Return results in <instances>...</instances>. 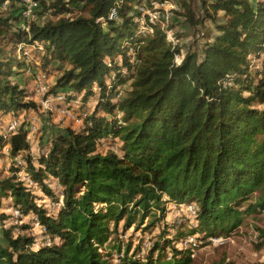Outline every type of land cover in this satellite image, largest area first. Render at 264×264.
I'll use <instances>...</instances> for the list:
<instances>
[{
    "label": "trees",
    "instance_id": "trees-1",
    "mask_svg": "<svg viewBox=\"0 0 264 264\" xmlns=\"http://www.w3.org/2000/svg\"><path fill=\"white\" fill-rule=\"evenodd\" d=\"M36 1L56 20L23 28L24 0H0V148L7 116L36 109L10 80L21 66L17 53L35 44L43 47V69L69 66L50 94L62 92L61 106L83 129L59 134L36 158L25 125L10 134V156L25 161L24 174L55 203L59 185L63 199L51 209L18 177L0 180V219L11 221L0 264H112L102 248L119 224L128 229L157 213L164 221L167 205H194L193 236L204 239L231 234L255 191L245 213L264 211V72L252 66L264 45V1L199 0V17L196 0ZM169 1L191 27L211 22L217 32L203 34L206 41L180 63L182 47L167 40L163 21L139 11L145 4L162 12L154 7ZM75 5L84 14L66 18ZM112 9L117 17L108 20ZM127 82L125 97L112 98ZM105 144L112 149L103 151ZM13 209L26 218L21 231L32 230L28 222L38 217L42 238L15 236ZM125 254L119 264H193L188 250L169 242L156 243L143 259Z\"/></svg>",
    "mask_w": 264,
    "mask_h": 264
},
{
    "label": "rangeland",
    "instance_id": "rangeland-1",
    "mask_svg": "<svg viewBox=\"0 0 264 264\" xmlns=\"http://www.w3.org/2000/svg\"><path fill=\"white\" fill-rule=\"evenodd\" d=\"M46 1L54 3L58 0ZM70 1L72 0H60V2L64 3H70ZM36 2V0H24L21 4L23 9H25L22 15L23 22L20 25L21 27L27 28V24L31 22L42 25L47 21L56 20L52 12L45 11ZM199 4V0H196L193 5L197 14L199 13ZM21 5L16 6L13 12L22 7ZM2 8V10L8 9L6 5ZM72 9L71 13L65 15L66 18H76L85 12L81 5H75ZM155 9H161L162 13H165V11L169 12L168 24L163 21L162 27L165 30L167 28V40L182 47L181 55L177 58L178 63L182 61L188 51L197 50L206 41L202 38L203 34L209 31H212V35L217 34L211 22H206L205 27H199V25L196 29L191 27L184 17L177 16L176 12H174L180 11L178 6L172 9L168 5H156ZM197 17H199V14ZM195 43L196 45H194ZM262 47V50L257 53L258 56H253L252 58L253 71L264 72V45ZM22 48L23 45H20L19 49ZM42 49L41 44H35L34 47H25L23 52L17 53V59H20L21 66L14 67V72L10 78L11 83L20 86V89L25 91V101L35 103L36 109L27 112V114L26 112L21 113L17 119L11 115L7 116V120L3 124V132L6 139L4 142L5 146L0 148V180L13 177L23 180V173L26 167L25 161L21 157L12 159L10 156V134L6 130V125L16 122L17 129L25 125L24 128L29 131V153L35 158L42 151H45V155H47V148L59 134H66L68 129L77 132L83 129L81 120L69 109L62 107L61 104L56 102V97L62 92L57 95L50 94L58 79L69 66L65 63L53 62L46 70L43 69ZM129 90L130 82H127L115 93H112V98H123ZM48 101L50 102L47 103ZM108 148L112 149L110 144H105L103 151H107ZM19 162L22 163L23 169L16 176L13 171L16 170V167H19ZM34 162L36 163V160ZM32 190L35 191V195L38 197L39 205L44 204L51 209L53 208L52 205L55 201L46 198L37 189L36 184L32 187ZM257 194L258 192L255 191L250 196L249 201L240 206L239 210L243 214L240 216L237 228L231 234L226 237L214 236L215 238H223V242L216 244L209 242L211 237L204 239V234L201 233L193 236L196 223L191 212L194 210V205L186 204L179 208L167 205V214L164 221L157 220L161 217L159 213L155 214L157 217L155 219L153 218L154 214L149 215L142 224H139V218H137L136 223L128 229L124 228L125 221H122L118 230L102 248V252L105 255H111V257H108L112 264H119V257H123L126 251H128V257L143 259L156 243L166 245L169 242L171 247L188 250L193 264H264V211L253 214L245 213L248 204L254 203ZM2 213L8 212L3 211ZM10 222V220L0 219V241H3L5 230L11 226ZM28 223L31 224V222ZM110 228L113 229V221H110ZM14 234L15 236L33 235L42 238L40 229L34 226L30 231H21L19 228H15ZM187 239L192 242L188 245L182 243Z\"/></svg>",
    "mask_w": 264,
    "mask_h": 264
},
{
    "label": "built area",
    "instance_id": "built-area-1",
    "mask_svg": "<svg viewBox=\"0 0 264 264\" xmlns=\"http://www.w3.org/2000/svg\"><path fill=\"white\" fill-rule=\"evenodd\" d=\"M170 6L172 7V9L176 8L178 5L176 2L174 1H169V2H166L165 4H162V5H157V6ZM139 11L144 14V15H148L150 17V21L153 23V22H156V21H164L165 24H168V21H169V12L168 11H165V13H162V12H152L150 10H148L146 8V5L143 4L140 8H139ZM161 13V15H160ZM117 17V14H116V10L115 9H112V11L110 12L109 14V17H108V20H114L116 19ZM106 18H100L98 20L99 23H102V24H105L106 23ZM167 30V28H166ZM165 30L166 34H167V31ZM173 43V42H172ZM178 58V57H177ZM219 84H225L224 82H219ZM56 102L59 103V104H62L64 103V95L60 94L56 97ZM50 101H48L47 103H49ZM17 129V125H16V122H11L9 124V127H8V131H9V134H11L12 132L16 131ZM19 167H22V163L19 162ZM22 175V174H21ZM24 175V178H23V181L25 182L26 186L28 188H32L35 183L34 181L32 180V178H30L29 176ZM55 189L59 192V202L58 203H54L52 206L53 208L52 209H55L59 206L62 205V199H63V196L61 195V188L59 185H56L55 186ZM12 213H13V216H14V225L18 228L23 222H25L26 218L24 215L21 214L20 211L16 210V209H13L12 210ZM31 224L34 226V227H37L40 229L41 233H45L46 230L43 226H41L40 222H39V219L38 217H34L31 221ZM16 228V229H17ZM224 239L223 238H215V237H211L209 239V242H212V243H219V242H223ZM39 242H40V239L37 240V242L34 244V248L37 249L39 247ZM192 241L191 240H185L183 241L182 243H185V245H188L189 243H191ZM52 244L51 242V239L49 237H46V240L44 242V245L45 246H50Z\"/></svg>",
    "mask_w": 264,
    "mask_h": 264
}]
</instances>
